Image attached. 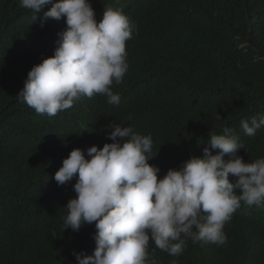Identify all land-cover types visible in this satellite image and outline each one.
Here are the masks:
<instances>
[{
    "label": "trees",
    "instance_id": "1",
    "mask_svg": "<svg viewBox=\"0 0 264 264\" xmlns=\"http://www.w3.org/2000/svg\"><path fill=\"white\" fill-rule=\"evenodd\" d=\"M90 2L97 22L105 8L123 6L137 25L126 42L128 70L112 86L128 102L120 111L85 96L73 110L50 117L16 95L31 68L53 55L65 18L41 27L31 24L32 13L19 0H0V264H76L74 250L93 253L94 223L63 229L76 177L63 186L53 177L83 135L127 116L134 129L145 122L144 133L152 135L157 155L149 163L159 167L158 178L190 156L202 157L210 131L223 134L224 127L239 136L245 149L237 154L245 163L264 157V128L250 137L240 127L241 119L264 115V0ZM85 107L93 111L88 122V113L75 111ZM258 208L226 223V245L188 239L173 257L150 240L149 251L155 249L158 264H264V205ZM252 226L257 233L242 243Z\"/></svg>",
    "mask_w": 264,
    "mask_h": 264
},
{
    "label": "clouds",
    "instance_id": "2",
    "mask_svg": "<svg viewBox=\"0 0 264 264\" xmlns=\"http://www.w3.org/2000/svg\"><path fill=\"white\" fill-rule=\"evenodd\" d=\"M19 4L32 13L31 24L39 21L43 27L48 19L65 18L66 28L58 33L53 55L28 72L18 101L50 117L73 110L85 96L121 111L128 98H121L112 86L123 82L129 67L126 42L138 30L123 6L105 8L97 22L90 0ZM75 111L88 113L87 122L93 116L91 107ZM127 117L83 135L85 142L70 146L72 151L54 174L58 186L76 177V197L64 206V231L78 232L83 224L93 223L96 229L93 253L74 250L76 264H158L155 249L149 251L150 240L173 257L183 252L188 239L201 246H223L228 242L224 227L235 214L262 210L258 207L264 205V157L245 163L237 154L244 146L234 129L224 127L223 134L210 131V147L203 148L202 157L190 156L158 178L159 167L149 163L157 154H152L151 135L144 133L145 122L134 129ZM240 127L247 136H255L264 128V115L241 119ZM211 149L219 151L213 154ZM260 222L264 226V218ZM252 229L242 243L253 239L259 228Z\"/></svg>",
    "mask_w": 264,
    "mask_h": 264
},
{
    "label": "rangeland",
    "instance_id": "3",
    "mask_svg": "<svg viewBox=\"0 0 264 264\" xmlns=\"http://www.w3.org/2000/svg\"><path fill=\"white\" fill-rule=\"evenodd\" d=\"M147 135H151V134L148 133ZM151 136H152V135H151Z\"/></svg>",
    "mask_w": 264,
    "mask_h": 264
}]
</instances>
